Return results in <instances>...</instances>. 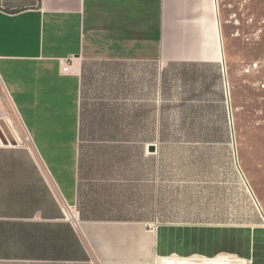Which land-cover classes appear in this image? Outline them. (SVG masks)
Instances as JSON below:
<instances>
[{
    "label": "crops",
    "instance_id": "0c3cea01",
    "mask_svg": "<svg viewBox=\"0 0 264 264\" xmlns=\"http://www.w3.org/2000/svg\"><path fill=\"white\" fill-rule=\"evenodd\" d=\"M218 4L0 0L15 109L0 114V264H264L261 194L241 189L237 214L203 176L225 133L207 122L225 95Z\"/></svg>",
    "mask_w": 264,
    "mask_h": 264
},
{
    "label": "rangeland",
    "instance_id": "374dc122",
    "mask_svg": "<svg viewBox=\"0 0 264 264\" xmlns=\"http://www.w3.org/2000/svg\"><path fill=\"white\" fill-rule=\"evenodd\" d=\"M218 19L225 95L212 100L207 122L225 133L211 135L208 141L217 145H203V176L224 197L234 193L235 213L242 215L248 211L238 206L241 189L252 193V188L264 200V0H219ZM14 110L0 84V114ZM246 220L253 222L251 214Z\"/></svg>",
    "mask_w": 264,
    "mask_h": 264
},
{
    "label": "built area",
    "instance_id": "2783aa9c",
    "mask_svg": "<svg viewBox=\"0 0 264 264\" xmlns=\"http://www.w3.org/2000/svg\"><path fill=\"white\" fill-rule=\"evenodd\" d=\"M67 69L68 66L66 64L61 65L62 73H65ZM159 264H249V261L233 255L222 253L213 257H205L200 255L180 257L177 255H170L160 258Z\"/></svg>",
    "mask_w": 264,
    "mask_h": 264
}]
</instances>
